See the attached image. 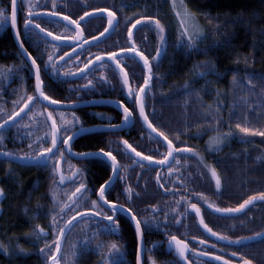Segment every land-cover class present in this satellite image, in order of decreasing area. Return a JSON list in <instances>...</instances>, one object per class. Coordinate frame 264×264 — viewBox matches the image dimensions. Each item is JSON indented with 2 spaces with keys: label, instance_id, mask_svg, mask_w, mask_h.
<instances>
[{
  "label": "trees",
  "instance_id": "1",
  "mask_svg": "<svg viewBox=\"0 0 264 264\" xmlns=\"http://www.w3.org/2000/svg\"><path fill=\"white\" fill-rule=\"evenodd\" d=\"M100 1L102 0H90L89 3L97 5ZM104 1L116 4L115 12L120 18L116 14L117 26L111 33L123 37L124 48L135 46L146 55L151 53L155 56V49L161 45L154 20L158 19L163 25L167 39L166 54L160 58L158 67L156 61H153V79L146 102V112L149 113L153 124L172 140L175 155L191 154L187 151L191 148L214 164L213 169L220 178V187L215 189L214 184L207 181V185L202 184L201 194L218 208H234L244 199L264 192V136L258 134L264 131V0H184L187 10L201 22L206 31V38L195 41L193 48L184 47L181 35L174 32V27L171 26L173 11L169 0ZM19 2V6L24 8V11L19 10L18 16L21 20L26 11L35 12L41 7L51 10L53 3L56 6L68 3L79 6L77 10L68 13L81 26L99 18L97 12H87L81 8L83 4H87L85 0H23L22 4L21 0ZM9 5L10 0H0L2 9ZM84 13L88 15L85 16ZM144 17H153L154 20H145ZM137 20L140 23L132 27ZM9 26L8 21L0 33V68H12L16 73V70L23 68L24 63ZM130 28L134 29L131 39L128 37ZM99 36L100 41L106 38L105 35ZM132 41H135V45ZM125 56L129 69L124 71H127L131 87L137 89L143 83L146 70L139 58ZM114 72L113 85L120 81L122 86L123 71L115 68ZM29 81L31 82L23 78L26 87L22 93L14 94L8 87L5 95L2 94V120L23 106ZM4 83L7 84L6 79ZM50 85L45 92L52 96ZM60 87L61 85L55 84L53 89L60 91ZM67 89L66 84L61 88L64 98L69 95ZM29 106L33 109L34 103ZM104 109L111 110L108 107ZM133 111L136 113L137 108L134 107ZM117 116L119 117L118 113ZM35 120L42 123L37 131L43 129L44 136L48 135L50 128L47 118L42 116ZM90 120L84 122V125L101 124ZM28 122H31L29 116L15 128L2 133L12 141L0 143L3 152L35 155L41 146H50L51 139L35 140L33 127ZM135 122L134 131L144 130L139 118H136ZM237 123L253 131L242 133L235 127ZM111 135V132L85 134L73 142L72 151L97 152L100 148L114 151L117 148L121 161L132 159L131 155L125 152L121 140L116 145L110 142ZM216 135L228 139L222 149L210 152L207 148L209 140ZM154 141L158 143L157 140ZM71 162H75L82 169L83 179L88 180L89 190L98 188L108 179L110 168L102 159H72ZM64 169L66 170V167ZM0 187L4 193L0 212V244L5 248V251L0 253V264H51L46 243H53L58 227L63 226V220L75 215L76 211L83 213L85 208L91 207V201H85L88 192L83 198L77 199V195L72 196L75 192L72 185L62 188L58 184L57 171L54 172L52 161L42 166L25 167L0 159ZM166 189L168 187L155 189V200L148 202L155 205L164 204ZM73 201L79 204L78 208ZM65 205L74 210L69 213ZM142 206H145L143 200L139 203V207ZM65 213L67 215H64ZM146 213L148 209L142 216ZM249 214L254 219L251 221V216L246 215V219H241L245 224H238V218L214 215H209L206 223L214 232L230 240L252 237L258 232H264V203L252 208ZM53 217H56L57 226L52 225ZM76 221H73L74 227L70 231L65 230L60 242V264H100L102 257L108 264L113 261L115 264H126L124 260L116 259L119 254L109 253L106 237L103 231L98 230L96 224L92 223L95 221H82L79 216H76ZM37 226L47 231L49 236L38 234ZM123 231L128 243L127 262L134 264L137 255L135 236L128 226L124 227ZM85 236L89 238L87 247L84 244ZM101 244L105 245L102 251L98 248ZM221 247L229 257L236 253L237 259L233 257L231 260L243 262L247 259L251 264H264V241L241 248L223 245ZM161 256L168 263L169 259L164 252Z\"/></svg>",
  "mask_w": 264,
  "mask_h": 264
},
{
  "label": "flooded vegetation",
  "instance_id": "2",
  "mask_svg": "<svg viewBox=\"0 0 264 264\" xmlns=\"http://www.w3.org/2000/svg\"><path fill=\"white\" fill-rule=\"evenodd\" d=\"M20 1V0H19ZM71 2V1H70ZM87 4H83L81 8L86 10L87 12H97V17L90 23L81 26L84 39L88 41V45H92V37H96L99 39L100 33L104 31L105 28L109 27L107 18V12H99L97 9H109L110 11L115 12L116 4H108L107 1H100L97 2L98 4L89 3L90 0H85ZM20 2H18V6ZM114 5V6H113ZM20 7V6H19ZM19 7L17 13V23L18 26L22 28L23 26V19H19ZM79 6H72L71 3L67 5H60L57 4L55 11L61 13V17L69 16L68 11L73 12L77 10ZM0 9H2L0 7ZM51 10H44L43 7L40 10H37L33 13L39 14L40 19L36 22L41 25L42 28H47L50 32L55 33L56 36H66V37H76V31L70 25H67L64 21L60 19H54L51 17ZM68 14H67V13ZM102 13V14H101ZM116 13V12H115ZM118 14V13H116ZM71 16V15H70ZM107 17L106 19L104 17ZM120 18V15L118 14ZM22 23V26H21ZM5 23H0V33L3 32L5 28L3 25ZM116 24V23H115ZM9 25H11L9 20ZM117 24L114 26V28ZM10 27V26H9ZM113 28V29H114ZM112 29V30H113ZM12 31V29H11ZM13 35V33H12ZM25 38V47L28 51L32 52L33 56L38 55V50L36 49L35 41H29L26 34H23ZM105 39L102 40L101 43L97 44L94 47H90L89 51L93 54H100L101 52H117L118 59H120V63L124 66V70L129 69L128 61L125 60V55L119 53V48H124L123 37L118 35L117 33H110L107 32L104 34ZM103 37V36H102ZM14 39V38H13ZM45 45L40 43L39 48L43 49ZM18 49V48H17ZM48 53L52 54L56 60V63L63 64V61H68L69 57H72V61L68 64H63L61 67V74L56 75L51 72L50 69H42V79L45 81L44 90L50 85L49 89L51 93H53V99H58L64 102L63 104L71 105L70 102H75L76 105H86L94 102L99 101H112L115 102L117 100L123 99L126 104L132 106L131 100L127 99L125 95H123L122 86L118 83H114L113 75L114 69L121 70L119 67L115 66L114 62L112 64L105 63L103 67L93 65H89V68L92 69L89 72L88 69H83L84 72L88 73L86 78H80L79 73H77V65L80 68H83V64L81 62H87V59H93V64H95L94 57H89L87 52L84 54L79 55V61H76L75 54L80 53L79 47H58L56 49H52L51 45H48ZM20 53V51H19ZM75 53V54H74ZM67 54V55H65ZM21 55V53H20ZM124 55V56H121ZM22 57V61L24 63L23 68L19 71L16 70V73L13 72L12 68L7 70H3L0 68V99L2 96L5 95L8 87L12 90L14 94L22 93L25 89V85L23 84V78L25 80H31L27 84V95H36V91L34 88L35 79L34 75L31 71L26 67L28 61ZM63 58L62 60L60 58ZM46 59V56H45ZM39 62V61H38ZM73 72L76 73L73 77L69 78L63 75L64 72ZM99 77H107V80L110 83H98L97 80ZM5 79L7 80V84L4 83ZM91 79L93 81L94 89L92 86H88L89 90H85V86L87 85L88 80ZM5 84V86H4ZM60 86V91H54V85ZM67 85L69 95L67 98L63 97L61 92V88L64 85ZM31 89L32 92H31ZM79 90V91H77ZM49 91V90H48ZM3 94V95H2ZM105 107L110 108L111 110L104 109ZM48 111L53 112V116L56 118L57 124L60 126L61 131L65 127L63 120L72 121L73 120V113L76 117H78L79 124L83 126V128H95V126L105 127L109 123L111 124H119L122 120V115L119 109H115L109 105H94L89 107H83L78 109H73L72 111L68 110H56L52 108H48L43 104H40L38 101L34 102V108L28 111V114L23 118L29 116L31 122H28L30 126L33 127L34 138L35 140L40 139H51V120L47 119V124L50 128V132L48 135L44 136V130H38V127L42 124L41 121L35 120L39 117L47 118L46 114ZM138 111V109H137ZM64 113L63 120L60 117V113ZM117 113L119 117L117 116ZM103 114V115H100ZM1 108H0V121L1 119ZM138 120L139 116L136 115L134 118V122ZM22 119V120H23ZM95 120L97 123H101L95 126L84 125V122L89 120ZM21 120V121H22ZM90 120V121H91ZM19 121L16 125L11 126L7 130L15 128L21 122ZM136 124V122H135ZM134 124V126H135ZM134 126L129 128L128 130L119 131L117 133H112L110 142H113L115 145L119 140L127 139L130 143H134L133 147H136L138 151L144 152L145 156H153L154 160L151 161L150 164L144 163L143 161L137 160L133 155L132 159H127L121 161L119 159L118 149L114 150V154L117 155V159L119 161V176L116 178L114 182V190H109L106 195L109 200L117 201L118 204L125 205L126 207H132L133 211L137 213L139 218L141 219L142 223L147 218L149 220L148 224H144V232H143V246H144V262L143 264H175L176 261H179L180 264V257L176 254L175 250L168 249V240L171 235H176L180 239L186 240L189 245V252L187 255V261L191 264H214L212 262H207L201 259L204 257L205 252L212 253V257L223 256L226 261H232L233 263L242 264V262H237L236 260H231L233 257L237 259L233 254L229 257L226 254V250H223L221 247L222 244L215 242L213 239L203 232V230L199 226V221L196 216L195 210L191 208V204H197L200 208V213L204 218L206 223V219L210 218L209 215H214L212 209L218 208L211 202L208 198L206 199L202 194V184L207 185V183L212 182L216 187V178L212 175V170L214 164L209 161L204 155L199 154L195 150L192 149L191 154L180 156L175 155V148L173 150V155L169 156L167 160L164 161V164H159V161L164 160V157L167 156L168 148L163 147L166 144L161 143L151 132L147 130H136L134 131ZM7 130L0 132V134L7 132ZM109 133V132H104ZM91 134V133H88ZM3 135V140L0 143H8L12 142L10 139L5 138V134ZM85 135V134H84ZM154 140H157L155 142ZM16 141V140H14ZM73 145V144H72ZM63 147L62 144L59 145ZM1 147V145H0ZM191 149V148H190ZM180 150V149H179ZM128 151V150H127ZM194 151V152H193ZM73 152V151H72ZM74 153V152H73ZM66 154V153H65ZM67 155L65 156V161L63 163L62 169L66 175L71 176L76 172L77 176L75 181L69 185H72L75 189L79 186V183L82 181L86 184L88 188V180L83 179V172L82 169L77 166L75 162H71V158ZM103 160V159H102ZM107 162L108 161L104 160ZM143 162V167H141V163ZM205 174V176H204ZM109 175L111 172L109 171ZM109 177V176H108ZM207 177V178H206ZM208 181V182H207ZM163 187H168L166 199L164 204H151L148 201L155 200L156 191L155 189L159 190ZM131 189V192L128 189ZM74 189V190H75ZM98 189V188H97ZM88 196L85 201H93L97 200L98 193H93L92 190L88 191ZM87 193H83V196ZM90 194L92 196H90ZM173 194V195H169ZM92 197V198H90ZM81 199V198H80ZM145 201V206L139 207V203L141 201ZM209 205H214L215 208L210 209ZM92 207V205H90ZM257 205L252 206L254 208ZM90 207V208H91ZM101 207H104L101 205ZM148 209V213L145 216H142V213ZM249 209L248 211L242 213L239 216H235L238 224H245L242 223L241 219H246V215H250L249 212L252 210ZM159 209V211H157ZM104 211H107V208H104ZM127 211L121 209V211L117 214L120 219L119 229L116 232H107L103 231L106 237V244L110 245L111 243L115 242L120 251L118 257L116 259L120 261H125L126 264L127 258L129 254L126 252L128 248L127 238L125 235L124 227H129L130 230L134 233L135 241L137 244V250L139 247L138 242V235L135 230V226L132 221L127 216ZM111 214V213H109ZM207 216V217H206ZM152 217H155V220H152ZM245 217V218H244ZM254 218L251 216L250 220L252 221ZM96 224V222H92ZM199 230H198V229ZM200 231V232H199ZM214 232V231H213ZM221 236V235H220ZM223 237V236H222ZM251 237V236H250ZM253 237V236H252ZM248 238V237H246ZM201 241H206V243H201ZM225 246V245H223ZM244 246V245H242ZM242 246H238L235 248H241ZM229 247V246H228ZM233 247V246H232ZM165 254L168 257V263L162 259L161 253ZM112 254V253H111ZM115 254V253H114ZM137 254V251H136ZM113 255V254H112ZM210 257V256H207ZM114 258V257H113ZM136 264V261L135 263Z\"/></svg>",
  "mask_w": 264,
  "mask_h": 264
},
{
  "label": "snow or ice",
  "instance_id": "3",
  "mask_svg": "<svg viewBox=\"0 0 264 264\" xmlns=\"http://www.w3.org/2000/svg\"><path fill=\"white\" fill-rule=\"evenodd\" d=\"M23 0H21L22 4ZM181 7H183L181 5ZM53 11L51 13L52 17H60L62 14L55 11L56 5L53 3L52 5ZM19 10L24 11V8L21 6ZM97 11H103L108 13V28L104 29V32L100 33L101 36L104 35L105 32L109 31V28L114 27V18L116 16V13L113 11H110L109 9H97ZM17 12H18V3L17 0H10V5L6 9H0V23H7L10 20L11 26L13 29H15V35L19 44V47L23 50L24 56L23 58L30 63L26 65V67L29 69V71L32 72L35 79V91L36 95H27L26 100L23 102V106L19 108L18 111L11 112L7 119L0 121V129H5L9 123V121H12L15 123V119L20 116L21 112H24L26 108H29L30 103L39 102L40 104H43L47 102L48 107L51 108L52 106H59L62 105L64 102L58 99H53L52 96L48 95L45 90V81L42 79V69H50L52 73L56 75L61 74V67H63V64H68L72 61V57H69L68 61H63V64H57L54 56L52 54L48 53V45L50 44L52 49H56L58 47H79L80 53L75 54L76 61H79V55L84 54L87 52V55L89 57H94L95 64H93V59H87V62H81L83 64V68H80L79 65H77V73H79L80 78H86L88 73L84 72L83 69H88L89 72L92 71V69L89 68V65H93V67L100 66L103 67L105 63L112 64L114 62L115 66L119 67L123 71V80H122V89L125 90V97L132 102V107H130L128 104L125 103L123 99L115 101L119 105V111L122 115V120L119 124H111L109 123L106 125L108 130H122L124 125L134 121V118L136 115L139 116L141 121L147 125L149 129H151L153 132L158 133V136L162 138L161 143L166 142V147L168 148L167 156L164 157V160L159 161V164L163 165L164 161L168 159L169 156L173 155V142L171 139H169L168 135L165 134L164 131H161L160 128H157L156 125L153 124L152 120L149 118V113L146 112V102L148 99L149 91L151 88V82L153 79V61H156L157 67L159 66V60L160 58L166 54V44L167 39L165 37V30L163 25H161L160 21L158 19H155L153 17H144L145 20H154L155 27L157 29L158 34V41L161 45L160 47H157L155 49V56H152L151 53L148 55L145 54L144 51H139L137 47L133 46L131 48H119V53L124 55H130L129 58H139V60L142 62L143 68L146 70V74L143 76V83L138 86L137 89H133L129 83V77L127 74V71H124V66L120 63V59H118V53L117 52H101L100 54L96 55L89 51L90 47H94L97 44L101 43L102 41L97 40L96 37H92V45H88V41L86 39L82 38V29H80V23L77 20H73L72 16H63V20L67 21L70 25H74L75 29L80 30L77 32L76 37H66V36H56L55 33L50 32L47 28H42L39 23L36 21L40 19L39 14L33 13L31 10L26 11L25 16L23 17V26L22 28L18 26L17 23ZM10 13V15L8 14ZM85 16L88 15V13H84ZM178 16L183 15L184 19L180 21L181 24V37H182V45L187 48H193L195 46V37L198 36V29L197 27L191 23L192 17L187 12L186 9H184L183 13L178 12ZM83 17H81V20ZM140 21L137 20L135 24L132 25V27H136V24H139ZM188 26H185V25ZM27 35V38L29 41H35L36 43V49L38 50V55L33 56L32 52L28 51V49L25 47V38L24 35ZM128 37H132V30L131 28L128 29ZM51 38V39H50ZM63 42V43H62ZM40 43H43L45 47L43 49L39 48ZM133 45H135V41H132ZM67 55V54H65ZM46 56V59H45ZM63 59L62 57L60 58ZM39 61V62H38ZM63 75L66 77H73L76 75V73L73 72H64ZM235 79V77H234ZM98 83H110L107 80V77H99L97 80ZM88 86H92L94 89L93 81L91 79L88 80L87 85L85 86V90H89ZM79 91V90H77ZM71 105H74L75 102H70ZM137 108L138 111L134 113L133 108ZM103 115V114H100ZM153 117H155V113H152ZM47 119L51 120V143L48 147L41 146L39 148V151L35 153V155H29L27 153L23 155H16L12 152H3L2 149H0V154L5 155L6 157H15L16 159H27V160H49L52 161V168L55 171L59 170V165L61 163V160L65 157V153H71L74 156H78L81 159H85L88 157H103L105 160L108 161V167L110 168L111 175H109L108 179L104 180L103 183H101L97 188H93L92 191L95 193H98L97 200L91 201V208H85L83 210V213L80 211H76L75 215L71 216L69 219L63 220V226L58 227V231L55 234V240L51 245H48L46 243V247L48 248L50 255L48 256V259L51 261V264H60V250H61V240L65 235V230H71L72 227H74L73 221H76V216H79L82 221H95L96 226L98 230H104L107 232H116L119 229L120 225V219L117 216V214L123 209L124 211H127L129 215L132 217V220L135 225L136 233L141 241V245L137 250L136 255V264H143L142 260V253L144 251L143 249V232H144V224H148L149 220L146 218L143 223L136 212L133 211L132 207H126L125 205L118 204L117 201L109 200L107 198L106 193L111 189L114 190V181L119 176V161L117 159V155L114 154V151L112 150H105V148H100L97 152H79V153H72V141L75 139L77 135H79L81 132H83L85 129L82 125L79 124L78 117L75 116L73 113V120H63L64 113H60V117L63 120V123L65 127L63 128V131H61L60 126L56 122V118L53 116L52 111H48ZM237 129H239L242 133H250L253 130L249 127H244L240 123H237L235 125ZM261 136H264V131H261L258 133ZM224 137H221L220 135H216L214 137L210 138L209 143L210 144H216L218 145L221 140ZM3 140V135L0 134V141ZM62 144L63 147H60L59 145ZM122 145L125 148V152L128 155L135 154L136 157H143L146 161H153L154 157L149 155L145 156L144 152L138 151L136 147H133V145L127 140H122ZM31 147V145H29ZM55 149V151H54ZM127 150H130L128 152ZM188 152H191L192 149H187ZM141 163V167H143V162ZM213 177L216 178V187H220V178L217 175L215 169L212 170ZM65 179L64 175L61 173L60 180L63 181ZM77 179H79V176H77ZM84 190V193H87L89 189L87 188L86 184L84 182H80L79 186L75 189V192L72 193V196H76L77 193H81V190ZM129 192H131V189H128ZM3 190L0 189V194H2ZM83 198V195L81 197H78V199ZM260 200L264 201V192H260L258 196H250L247 199H244L242 203H239L234 208H215L214 205H209V208H215V212L226 214V215H232V214H239L242 210L246 208V206L252 204L254 201ZM73 204L76 205V207H79V204H77L76 201H73ZM103 205L104 207H101ZM65 207L68 208V212L71 213L74 209L71 206L65 205ZM104 208H107V211H104ZM191 208L195 210V213L197 215L200 214V208L197 206V204H191ZM159 211V209H157ZM111 213V214H109ZM64 215H67L65 213ZM63 219V218H62ZM152 220H155V217H152ZM80 221H76V223H79ZM200 224L203 226L205 230H207L208 233H210L212 236H217L221 240L227 239L226 237L220 236L218 232H213L212 228L208 226L207 223L204 222L203 217H200ZM53 226L56 225V217H53L52 221ZM38 234L44 233L47 235V233L44 232V229L40 226H37ZM259 237H264V232H258L255 234L254 237H248V238H237L235 240H228V243L234 244V245H242L244 243L245 239H255ZM89 243V238L85 236L84 238V244L85 247H87V244ZM201 243H206V241H201ZM169 247L173 248L176 252V254L181 257L183 260H187L186 253L189 250V245L186 240L180 239L176 235H171L168 240ZM105 245L101 244L98 245V248L102 251ZM54 249V250H53ZM109 253H119L120 249L118 245L113 242L110 245H108ZM41 251H44V249H40ZM204 255L211 256L212 253L205 252ZM236 253H233V256H235ZM217 260H223V256L215 257ZM100 264H108V262L102 257ZM111 264H115V262H111ZM175 264H180L179 261H176ZM225 264H232V261H225ZM242 264H251L250 260H243Z\"/></svg>",
  "mask_w": 264,
  "mask_h": 264
},
{
  "label": "water",
  "instance_id": "4",
  "mask_svg": "<svg viewBox=\"0 0 264 264\" xmlns=\"http://www.w3.org/2000/svg\"><path fill=\"white\" fill-rule=\"evenodd\" d=\"M19 2V0H17V3ZM19 7V6H18ZM18 13V12H17ZM102 14V13H101ZM52 17V16H51ZM18 18V17H17ZM52 18H54V19H60L61 21H64L63 20V17H52ZM67 25H70L67 21H64ZM116 23V17L114 18V26L116 25L115 24ZM73 29H75V26L74 25H70ZM114 28V27H113ZM113 28H109V31L107 32V34H110L111 32H112V29ZM10 29H12V33H13V38L15 39V42H16V45H17V48H18V50L20 51V53H21V55L22 56H24V53H23V50L19 47V44H18V41H17V38H16V35H15V29H13L12 28V26L10 25ZM80 29H81V27H80ZM75 31H76V33L78 32V31H80V30H77V29H75ZM133 31H134V29H132V35H133ZM76 36H77V34H76ZM82 38L84 39V36H83V32H82ZM132 38V37H131ZM51 39V38H50ZM63 43V42H62ZM129 55H133V54H129ZM121 56H124V55H121ZM25 61H27V60H25ZM28 63H30L29 61H28ZM109 105V106H112L113 108H115V109H119V105L117 104V103H115V102H112V101H99V102H94V103H90V104H86V105H76V104H74V105H66V104H62V105H59V106H52L51 108L52 109H56V110H68V111H72L73 109H78V108H83V107H89V106H94V105ZM43 105L44 106H46V107H48V104H47V102H45V103H43ZM49 108V107H48ZM30 110V106H29V108H26L25 110H24V112H21L20 113V116L19 117H17V118H14L15 119V123H13L12 121H9V123H8V125H7V127L5 128V129H0V132H3V131H5V130H7L8 128H10L11 126H14V125H16L19 121H21L27 114H28V111ZM139 120H140V122H142L141 121V119L139 118ZM134 124H135V122L134 121H132V122H129V123H127V124H125L124 125V127H123V129L122 130H108V128L105 126V127H99V126H95V128H84L85 130L83 131V132H81L79 135H77L76 137H75V139L72 141V144H73V142L77 139V138H79V137H82V136H84V134H88V133H95V132H112V133H117V132H119V131H123V130H128L129 128H131L132 126H134ZM142 125H143V127H144V129L145 130H147L148 132H151L160 142L162 141V138L161 137H159L158 136V133H155V132H153L151 129H149L148 127H147V125L146 124H144L143 122H142ZM163 143H165L166 144V142H163ZM173 150H174V148H173ZM54 151H55V149H54ZM128 152H130V150H128ZM73 153V152H72ZM75 153V152H74ZM68 156V157H70L71 159H75V160H80V161H85L86 159H96L97 157H88V158H85V159H81V158H79L78 156H74V155H72L71 153H67L66 152V154H65V156ZM131 155H133L137 160H141V161H143L144 163H147V164H150L151 162H149V161H146V160H144L143 159V157H136L135 156V154H131ZM0 159H2V160H6V161H10V162H12V163H14V164H17V165H22V166H25V167H31V166H42V165H46V164H48L50 161L49 160H47V159H45V160H27V159H16L15 157H6L5 155H2V154H0ZM98 159H103V160H105L103 157H99ZM64 161H65V157L61 160V163H60V165H59V170L57 171V180H58V184L62 187V188H64L65 186H67V185H69V184H71V183H73L74 181H75V178H76V172L73 174V175H71V176H68V175H66L65 174V172H64V169H62V167H63V163H64ZM107 161V160H106ZM61 173L64 175V177H65V179L63 180V181H61L60 180V175H61ZM116 180V179H115ZM115 182V181H114ZM83 193H84V190L82 189L81 190V193H77V199H78V197H81V195H83ZM264 203V201H260V200H256V201H254L252 204H250V205H248V206H246V208L244 209V210H242L241 211V213H239V214H232V215H226V214H221V213H217V212H215V209H212L213 210V212H214V214L216 215V216H221V217H227V218H230V217H235V216H239V215H241L242 213H244V212H246V211H248L249 209H251L252 208V206H254V205H257V204H263ZM127 214V216H128V218L130 219V221H132L133 222V220H132V217L129 215V213L127 212L126 213ZM196 216H197V218H198V221H200V217L202 216L201 215V213L199 214V215H197L196 214ZM204 219V218H203ZM205 222V221H204ZM133 224H134V222H133ZM135 226V225H134ZM199 226H200V228L203 230V232L208 236V238L210 237L211 239H213L215 242H217V243H219V244H222V245H225V246H229V247H231V246H235V247H238V246H242V245H250V244H253V243H256V242H262V241H264V237H259V238H255V239H245L244 240V243L242 244V245H234V244H229L228 243V240L229 239H225V240H221V239H219L217 236H212L210 233H208L207 232V230H205L204 228H203V226L200 224V222H199ZM45 233H47V235H45L44 233H40V235L41 236H43V237H48L49 235H48V232L47 231H44ZM255 235H253V237H254ZM138 242H139V247H140V245H141V241H140V239H139V237H138ZM142 244H143V241H142ZM138 247V248H139ZM143 249H144V246H143ZM168 249L169 250H174L173 248H171V247H169V245H168ZM189 252V251H188ZM188 252L186 253V255H188ZM201 259H203L204 261H207V262H212V263H214V264H225V259H223V260H217V259H215V257H212V256H210V257H207V256H204V257H201ZM142 260H143V262H144V251H143V253H142ZM180 261H181V263H183V264H191L189 261H185V260H183L181 257H180ZM232 264H237V263H233L232 262Z\"/></svg>",
  "mask_w": 264,
  "mask_h": 264
},
{
  "label": "rangeland",
  "instance_id": "5",
  "mask_svg": "<svg viewBox=\"0 0 264 264\" xmlns=\"http://www.w3.org/2000/svg\"><path fill=\"white\" fill-rule=\"evenodd\" d=\"M169 2L171 5V10L173 11V14L171 16V22H172L171 26L173 25L174 30H175L174 32H176L177 34L178 33L180 34L181 33L180 21L184 19V16L183 15L178 16L177 13L178 12L183 13L184 9L187 10V8L185 7L184 0H169ZM181 5L183 7H181ZM187 12L192 17L191 23L194 24L197 27V29L199 30L198 36L195 37V41H201L202 39H205L206 38V31H204L201 22H199L197 20V18H195L191 14V12L189 10H187ZM185 26H188V25L186 24ZM227 139H228V137H224L218 145L208 143V146H207L208 150L210 152L219 151L220 149H222L225 146ZM0 189H1V187H0ZM3 198H4V193L2 192V194H0V212L2 209L1 202H2ZM4 251H5V248H3V246L0 244V253L4 252Z\"/></svg>",
  "mask_w": 264,
  "mask_h": 264
},
{
  "label": "crops",
  "instance_id": "6",
  "mask_svg": "<svg viewBox=\"0 0 264 264\" xmlns=\"http://www.w3.org/2000/svg\"><path fill=\"white\" fill-rule=\"evenodd\" d=\"M131 39V38H130Z\"/></svg>",
  "mask_w": 264,
  "mask_h": 264
}]
</instances>
